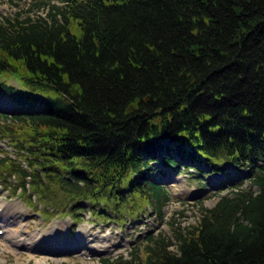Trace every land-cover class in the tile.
Returning <instances> with one entry per match:
<instances>
[{
	"label": "trees",
	"instance_id": "trees-1",
	"mask_svg": "<svg viewBox=\"0 0 264 264\" xmlns=\"http://www.w3.org/2000/svg\"><path fill=\"white\" fill-rule=\"evenodd\" d=\"M62 2L0 18V94L15 110L0 114L15 150L0 151V179L75 226L83 201L116 223L162 217L160 165L221 172L238 181L172 227L174 242L149 234L131 260L101 264H264V0Z\"/></svg>",
	"mask_w": 264,
	"mask_h": 264
},
{
	"label": "rangeland",
	"instance_id": "rangeland-1",
	"mask_svg": "<svg viewBox=\"0 0 264 264\" xmlns=\"http://www.w3.org/2000/svg\"><path fill=\"white\" fill-rule=\"evenodd\" d=\"M46 1L47 4L43 7L27 10L37 0H0V18L17 13H20L21 18H35L37 15L46 17L51 6L63 4L62 0ZM76 21L77 19L71 20L69 27L71 33L77 35L79 31ZM9 82L17 85L13 78ZM0 114H15L14 108L2 94ZM4 124L5 122H0V125ZM9 143L0 130V151L13 154L15 150ZM160 168L161 171L155 174V178L165 183L172 197L162 207V218H157L146 208L134 220L126 218L121 223L116 219V223L113 218L93 216L96 222H102L94 224L88 211L81 210L80 221L75 226L71 224L68 215L56 210L55 206L44 200L34 202L33 198V201L27 199L21 194V188H15L20 181L14 182L11 174L6 175L5 182L0 179V230L3 231L0 234V264H100V258L108 255L111 258L115 254H122L123 260H131L132 246L142 243L148 231L168 236L171 234V223L181 226L195 223L200 215L199 202L210 208L219 192L225 193L227 189L228 181L219 173L211 174L206 182L202 174L194 177L196 173L189 172L188 168L180 172L161 165ZM223 168L233 169L229 165H224ZM203 181L205 186L200 184ZM210 182H214V185L207 184ZM242 186L246 187L247 182H243ZM82 205L83 208H89L86 201ZM143 214L150 215L143 217Z\"/></svg>",
	"mask_w": 264,
	"mask_h": 264
},
{
	"label": "bare ground",
	"instance_id": "bare-ground-1",
	"mask_svg": "<svg viewBox=\"0 0 264 264\" xmlns=\"http://www.w3.org/2000/svg\"><path fill=\"white\" fill-rule=\"evenodd\" d=\"M8 239H11V237H9ZM13 242H15V240H13ZM20 245V244H19Z\"/></svg>",
	"mask_w": 264,
	"mask_h": 264
}]
</instances>
